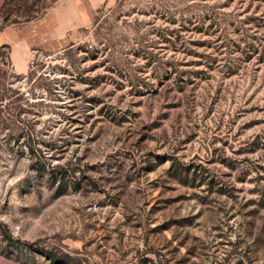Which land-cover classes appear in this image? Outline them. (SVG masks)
Instances as JSON below:
<instances>
[{"label": "rangeland", "instance_id": "374dc122", "mask_svg": "<svg viewBox=\"0 0 264 264\" xmlns=\"http://www.w3.org/2000/svg\"><path fill=\"white\" fill-rule=\"evenodd\" d=\"M0 30V264H264V0H0Z\"/></svg>", "mask_w": 264, "mask_h": 264}, {"label": "crops", "instance_id": "0c3cea01", "mask_svg": "<svg viewBox=\"0 0 264 264\" xmlns=\"http://www.w3.org/2000/svg\"><path fill=\"white\" fill-rule=\"evenodd\" d=\"M34 26L37 28L36 29H30L34 31L33 36L31 35H24L21 36V38H19V40H14L13 43L11 44L10 47V51L7 54V58L10 57V59L12 60V53L15 51V55H18L19 53H21L22 55L26 53L27 48L32 44L33 40L37 41L39 38L43 39L44 37H47L49 35V33L51 32V28L47 27V25L44 22H37L33 24V28ZM19 34V31H15L13 30L11 32V35L9 33H7L6 30H0V48L3 46V44H5L6 42H10L9 37H12L13 39H17L16 35ZM36 43V42H34ZM17 59V58H16ZM16 66V65H15Z\"/></svg>", "mask_w": 264, "mask_h": 264}, {"label": "trees", "instance_id": "16d2710c", "mask_svg": "<svg viewBox=\"0 0 264 264\" xmlns=\"http://www.w3.org/2000/svg\"><path fill=\"white\" fill-rule=\"evenodd\" d=\"M1 52H2V51H1V49H0V55H1ZM3 226H4V225H3ZM33 245H34V244H31V246H33ZM35 247H36V245H35Z\"/></svg>", "mask_w": 264, "mask_h": 264}]
</instances>
